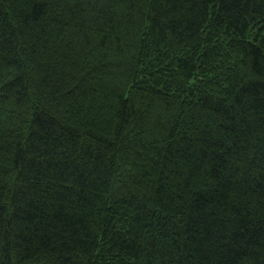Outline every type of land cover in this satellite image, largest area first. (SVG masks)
Wrapping results in <instances>:
<instances>
[{
	"label": "trees",
	"instance_id": "obj_1",
	"mask_svg": "<svg viewBox=\"0 0 264 264\" xmlns=\"http://www.w3.org/2000/svg\"><path fill=\"white\" fill-rule=\"evenodd\" d=\"M0 264H264V0H0Z\"/></svg>",
	"mask_w": 264,
	"mask_h": 264
}]
</instances>
